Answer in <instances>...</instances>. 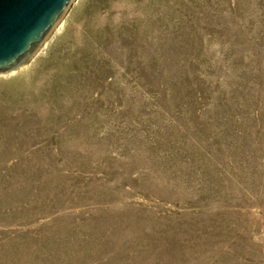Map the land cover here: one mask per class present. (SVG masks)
Segmentation results:
<instances>
[{
    "label": "rangeland",
    "instance_id": "1",
    "mask_svg": "<svg viewBox=\"0 0 264 264\" xmlns=\"http://www.w3.org/2000/svg\"><path fill=\"white\" fill-rule=\"evenodd\" d=\"M62 19L0 74V264H264V0Z\"/></svg>",
    "mask_w": 264,
    "mask_h": 264
},
{
    "label": "water",
    "instance_id": "2",
    "mask_svg": "<svg viewBox=\"0 0 264 264\" xmlns=\"http://www.w3.org/2000/svg\"><path fill=\"white\" fill-rule=\"evenodd\" d=\"M74 0H0V74L40 51Z\"/></svg>",
    "mask_w": 264,
    "mask_h": 264
},
{
    "label": "bare ground",
    "instance_id": "3",
    "mask_svg": "<svg viewBox=\"0 0 264 264\" xmlns=\"http://www.w3.org/2000/svg\"><path fill=\"white\" fill-rule=\"evenodd\" d=\"M64 22H65L64 19H62V20L59 22V24L56 26V28L52 31V34H51L52 36L55 35L57 32L60 31V29H61V28L63 27V25H64ZM51 38H52V37H51ZM47 40H48V39H47ZM47 42H48V41L45 42L44 46L42 47V49H41L40 51H42V50L46 47ZM25 67H26V65H25V66H22L21 68H19V69H17V70H13V71H10V72H8V73H6V74H2V75H4V76H11V75H14V74L20 72V70L23 69V68H25Z\"/></svg>",
    "mask_w": 264,
    "mask_h": 264
}]
</instances>
